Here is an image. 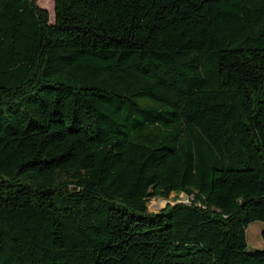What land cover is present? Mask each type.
I'll list each match as a JSON object with an SVG mask.
<instances>
[{
	"label": "trees",
	"instance_id": "16d2710c",
	"mask_svg": "<svg viewBox=\"0 0 264 264\" xmlns=\"http://www.w3.org/2000/svg\"><path fill=\"white\" fill-rule=\"evenodd\" d=\"M254 221L264 0H0V264H264Z\"/></svg>",
	"mask_w": 264,
	"mask_h": 264
},
{
	"label": "rangeland",
	"instance_id": "374dc122",
	"mask_svg": "<svg viewBox=\"0 0 264 264\" xmlns=\"http://www.w3.org/2000/svg\"><path fill=\"white\" fill-rule=\"evenodd\" d=\"M40 7L46 9L49 13V23L54 21V0H37ZM190 197L183 193L175 194L171 193L168 198H152L148 202V210L150 212H158L166 206V204L176 203V202H189ZM264 229V223L261 221L251 222L246 229V239H247V252L256 253L262 249L263 241L261 237V232Z\"/></svg>",
	"mask_w": 264,
	"mask_h": 264
}]
</instances>
